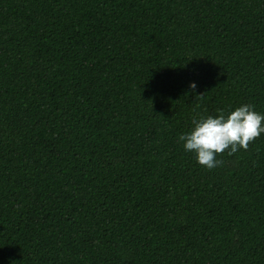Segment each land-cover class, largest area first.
I'll list each match as a JSON object with an SVG mask.
<instances>
[{"label":"trees","instance_id":"trees-1","mask_svg":"<svg viewBox=\"0 0 264 264\" xmlns=\"http://www.w3.org/2000/svg\"><path fill=\"white\" fill-rule=\"evenodd\" d=\"M242 105L264 0H0V264H264V133L179 141Z\"/></svg>","mask_w":264,"mask_h":264},{"label":"clouds","instance_id":"clouds-1","mask_svg":"<svg viewBox=\"0 0 264 264\" xmlns=\"http://www.w3.org/2000/svg\"><path fill=\"white\" fill-rule=\"evenodd\" d=\"M189 88L195 92L197 85ZM204 96L196 95V99ZM252 105H242L225 115L223 111L217 117L208 116L193 120L190 132L179 137L186 152L195 153L201 167L213 169L223 163L218 155L228 151L229 155L238 150L247 151L249 145L264 133V115L253 110Z\"/></svg>","mask_w":264,"mask_h":264}]
</instances>
